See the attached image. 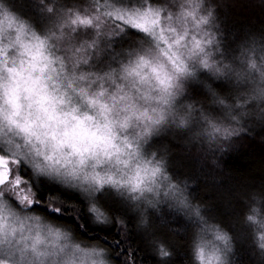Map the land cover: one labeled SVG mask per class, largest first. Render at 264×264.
<instances>
[{
	"label": "snow or ice",
	"instance_id": "obj_1",
	"mask_svg": "<svg viewBox=\"0 0 264 264\" xmlns=\"http://www.w3.org/2000/svg\"><path fill=\"white\" fill-rule=\"evenodd\" d=\"M155 2L38 0L37 20L0 2V264H114L116 252L136 264L107 197L131 214L155 264H176L165 228L191 230L193 264H241L240 234L214 219L161 137L206 147L218 168L215 154L247 131L246 118L264 121V43L234 55L215 0V12L208 0L171 11ZM253 205L245 231L264 257ZM64 217L85 235L104 232L103 244L74 238Z\"/></svg>",
	"mask_w": 264,
	"mask_h": 264
},
{
	"label": "trees",
	"instance_id": "obj_2",
	"mask_svg": "<svg viewBox=\"0 0 264 264\" xmlns=\"http://www.w3.org/2000/svg\"><path fill=\"white\" fill-rule=\"evenodd\" d=\"M5 4L14 7L22 16L37 20L39 10L36 7L38 0H5ZM66 3L68 0H57ZM177 0H156L154 6L168 8ZM219 5L221 39L225 47H229L234 55H240L245 45L264 43V4L261 0H215ZM249 55L259 56L257 53ZM247 131L234 138L228 150L215 154L217 168L212 163V155L206 147L192 146L173 136L161 137L163 146L168 152V158L173 162L175 171L184 178L195 179L198 187L197 197L209 206L214 219L230 234H240L241 239L234 241L236 258L241 264H264V257L260 256L259 249L253 243L252 237L245 231L244 213L252 200L253 194L264 201V121L259 116L248 117ZM215 177L218 184L210 177ZM64 197L73 200L78 211L83 214L84 207L80 205L75 193H64ZM103 203L113 212L119 214L126 224L127 244L131 247L136 264H155L151 245L135 227V221L130 219L131 214H125L112 198L107 197ZM51 206L61 205L62 201L52 200ZM264 209V203L257 205ZM61 225L71 229L74 238L93 245L103 244L105 233L89 231L82 233L75 221L64 217ZM175 223V220L172 221ZM164 236L173 249L172 259L176 264H193L190 238L191 230L181 229L179 233L164 229ZM117 232L108 235L107 240L117 236ZM114 252V249H113ZM125 258L116 252L113 256L114 264H123Z\"/></svg>",
	"mask_w": 264,
	"mask_h": 264
},
{
	"label": "clouds",
	"instance_id": "obj_3",
	"mask_svg": "<svg viewBox=\"0 0 264 264\" xmlns=\"http://www.w3.org/2000/svg\"><path fill=\"white\" fill-rule=\"evenodd\" d=\"M208 5L214 10L215 12V9H216V4L212 3V0H208ZM216 24L219 26V20L216 21ZM249 55V54H248ZM249 57H251L252 59H255V62L257 64V69H256V75L257 77L259 76V65L261 64V61L256 57V56H253V55H249ZM249 67H251V64L249 63ZM253 206H257V205H253ZM261 216H258L256 218V221H255V224L258 225L260 220L261 219H264V209H261ZM261 234H264V231L260 232V233H257V237Z\"/></svg>",
	"mask_w": 264,
	"mask_h": 264
},
{
	"label": "rangeland",
	"instance_id": "obj_4",
	"mask_svg": "<svg viewBox=\"0 0 264 264\" xmlns=\"http://www.w3.org/2000/svg\"><path fill=\"white\" fill-rule=\"evenodd\" d=\"M0 2H3L4 4L6 3L5 0H0ZM173 6H174V4L171 7H169V8H173Z\"/></svg>",
	"mask_w": 264,
	"mask_h": 264
}]
</instances>
